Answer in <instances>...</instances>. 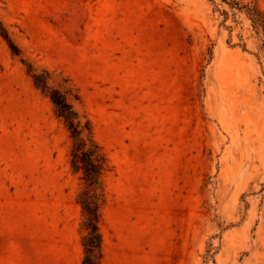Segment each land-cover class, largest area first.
<instances>
[{"label": "rangeland", "instance_id": "rangeland-1", "mask_svg": "<svg viewBox=\"0 0 264 264\" xmlns=\"http://www.w3.org/2000/svg\"><path fill=\"white\" fill-rule=\"evenodd\" d=\"M0 21L52 85L72 81L108 158L103 264H264V54L243 12L0 0ZM70 146L0 36V264H83Z\"/></svg>", "mask_w": 264, "mask_h": 264}, {"label": "trees", "instance_id": "trees-1", "mask_svg": "<svg viewBox=\"0 0 264 264\" xmlns=\"http://www.w3.org/2000/svg\"><path fill=\"white\" fill-rule=\"evenodd\" d=\"M210 1L214 3V0ZM221 1L232 10L241 11L247 16L264 54V13L256 5L241 4L235 0ZM224 14L228 16L227 12ZM0 36L7 43L11 54L20 58L34 86L50 99L55 116L63 122L69 133L71 139L69 162L72 170L81 174L82 180L77 202L82 210L83 264H103L105 254L101 221L106 204L104 178L111 171V167L103 148L95 139L91 121L87 117L81 116L68 98L71 96L75 101H81V97L68 78L62 79L64 91L60 89V86L52 85L53 73L29 63L1 21ZM256 56L262 61L260 54Z\"/></svg>", "mask_w": 264, "mask_h": 264}]
</instances>
